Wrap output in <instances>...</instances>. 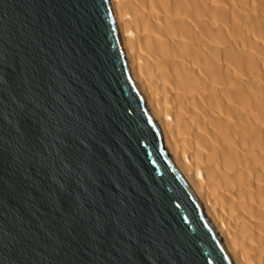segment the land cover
I'll list each match as a JSON object with an SVG mask.
<instances>
[{
    "label": "water",
    "instance_id": "1",
    "mask_svg": "<svg viewBox=\"0 0 264 264\" xmlns=\"http://www.w3.org/2000/svg\"><path fill=\"white\" fill-rule=\"evenodd\" d=\"M0 264H235L112 0H0Z\"/></svg>",
    "mask_w": 264,
    "mask_h": 264
},
{
    "label": "bare ground",
    "instance_id": "2",
    "mask_svg": "<svg viewBox=\"0 0 264 264\" xmlns=\"http://www.w3.org/2000/svg\"><path fill=\"white\" fill-rule=\"evenodd\" d=\"M168 153L235 264H264V0H112Z\"/></svg>",
    "mask_w": 264,
    "mask_h": 264
}]
</instances>
